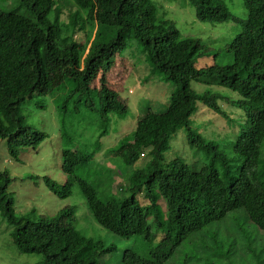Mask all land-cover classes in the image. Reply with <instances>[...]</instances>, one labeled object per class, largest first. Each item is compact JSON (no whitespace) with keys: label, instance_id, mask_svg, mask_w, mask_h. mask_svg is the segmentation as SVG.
Here are the masks:
<instances>
[{"label":"trees","instance_id":"trees-1","mask_svg":"<svg viewBox=\"0 0 264 264\" xmlns=\"http://www.w3.org/2000/svg\"><path fill=\"white\" fill-rule=\"evenodd\" d=\"M72 1L77 9L70 13L67 22L62 21L57 10L59 0H19L12 10L0 9V140H6L11 157L17 160L22 150H36L47 140V132L27 124L23 105L40 95L45 81L53 79L64 67H69L67 80L71 88L61 109V130L69 144L72 139L65 125L70 106L76 112L82 107L94 112L106 126L111 115L128 114L129 105L112 89L108 74L117 53L126 50L128 37L132 35L147 53L153 67L151 77H165L174 82L175 89L166 109L148 110L138 118L131 139L112 148L109 155L122 157L125 167H133L141 158L149 160L128 177L122 173L124 181H120L118 188L127 194L125 198L103 199L98 193L102 184L81 176V170L91 167L95 155L80 150L62 153L66 183L60 185L44 176L45 185L61 199L72 196L77 188L95 221L123 239L144 236L152 242L150 223L168 232L172 250L167 251L164 260L161 255L150 257L127 249L124 264H165L172 255L180 258L186 248L185 240L189 238L193 246L195 242L190 240L193 234L222 222L238 210L264 233V0H243L246 18L234 15L228 0H189L200 22L232 21L240 26V32L225 46L226 52L233 53L234 63L204 68L196 67L194 60L208 53L207 46L200 38L183 37L176 23L159 13L153 0ZM79 33L81 36L77 37ZM97 80L99 86L95 88ZM194 80L222 85L241 95L234 101L245 114V123L233 145L243 159L237 176L226 173L224 180H219L217 165L228 168L229 159L218 145L205 140L192 128L191 117L199 102L226 116L219 106V101L225 98L216 93L198 94L192 88ZM36 108L46 111V100ZM182 128L187 131L189 145L207 156L213 154L202 175L211 184L209 188L199 183L195 175L200 172L190 169L186 161H166L172 136ZM107 133V129L103 130L101 137ZM186 168L192 174L181 177ZM114 176L119 175L116 172ZM13 180L9 170H0V212L13 227L12 237L19 250L42 254L44 258L38 264H97L98 258L108 250L102 239L76 230L81 218L75 206L62 208L54 217L41 216L36 222L45 227L66 222L70 231L77 232L72 245L56 249L49 241L36 244L29 235L34 212L20 216L15 211L9 190ZM110 181L113 185L112 178ZM161 200L166 209L164 215L160 210ZM236 248L230 246L224 255L208 254L205 243L201 246L204 264H214L211 257L217 262L233 264L235 260L225 253L233 255ZM191 260V257L178 259L177 264H190ZM256 264L264 261L258 257Z\"/></svg>","mask_w":264,"mask_h":264},{"label":"rangeland","instance_id":"rangeland-1","mask_svg":"<svg viewBox=\"0 0 264 264\" xmlns=\"http://www.w3.org/2000/svg\"><path fill=\"white\" fill-rule=\"evenodd\" d=\"M153 1L162 16L176 23L183 37L200 38L207 46L209 54L197 56L194 60L196 67L204 68L215 64L228 66L234 63L233 53L226 52L225 46L240 32V26L237 23L232 21L226 23L200 22L189 0ZM227 3L234 15L246 18L247 10L244 8L243 0H228ZM18 5L19 0H0V9L5 11L12 10ZM75 9L77 8L72 0H59L57 10L61 13L63 22L68 21L70 13ZM79 36H81L80 33L77 37ZM152 69L142 43L134 36H129L126 50L117 53L114 67L108 74L112 89L116 90L128 103V114L126 116L111 115L110 124L106 126L94 112L83 107L76 112L74 107L70 106L65 127L72 139V144L66 141L61 130V109L68 89L71 88L67 80L68 66L56 72L53 79L49 78L45 81L39 92L41 96L36 95L24 103L22 113L27 124L47 132L48 138L36 150L34 148L22 150L17 160L11 157L6 140H0V170H9L14 177L9 190L17 214L23 216L34 212L30 218L32 225L29 235H32L31 238L33 237L36 244L49 241L56 249L62 245H72L77 232L70 231L66 222L49 227L41 226L36 222L41 216L54 217L62 208L75 206L77 215L81 218L80 220L77 217L79 223L76 230L82 235L102 239L108 250L98 258L97 264H124L123 255L127 249L150 257L160 258L161 255L162 260L167 257V251L172 250V240L169 239L168 232L158 230L153 223H150L151 232L154 235L152 242L147 241L144 236L123 239L95 221L77 188L74 189L72 196L61 199L47 188L42 179L48 176L60 185H64L68 178L62 171V153L64 150H80L95 155L91 167L81 170V176L90 182L102 184L98 188V193L103 199L113 196L125 198L127 194H122L118 188V185L124 181L122 173L124 177H128L134 170L143 167L149 158H141L133 167H125L122 157L110 156L109 152L123 141L131 139L138 118L148 110L163 112L169 105L175 89L174 82L168 81L165 77L159 75L151 77ZM98 86L99 81L97 80L93 87ZM192 88L198 94L216 93L225 98L219 101V106L226 116L202 106L199 102L197 111L191 117L192 128L205 140L218 145L220 152L229 159L228 168L217 165L219 180H224L226 173L230 176H237L243 159L235 152L233 145L241 130L240 127L245 123V114L236 107L234 101L240 99L241 95L225 86L204 81H192ZM43 99L46 100V111L36 108ZM105 129L108 133L101 137V132ZM170 145V150L165 154L166 161L170 162L175 159L186 161L185 163L191 166L190 169L200 172L195 175L199 183L204 188H209L211 184L202 175L204 168L211 163L213 154L207 156L206 152H199L196 147L189 145L187 131L183 128L172 136ZM190 169H183L181 177L192 174ZM116 172L119 176L115 177ZM39 176L40 180L37 179ZM110 178L113 180V185ZM142 203L145 202L142 201ZM160 210L164 215L166 209L163 200L160 201ZM239 213L240 210L231 213L222 222L212 224L193 234L190 240L195 244L192 246L188 238L183 242L186 248L180 258L172 255L165 264H177L178 259L187 257L192 258L190 264H204L206 259L202 254L201 246L205 243L208 254L219 252L224 255L230 246H237L235 254L225 253L229 255L230 260H235L233 264H256L258 257L264 261V233ZM12 231L13 227L7 223L0 212V264L40 263L44 256L21 252L14 243ZM204 234L207 236L203 237ZM210 259L214 264H224L217 262L214 257ZM225 262V264H230L228 261Z\"/></svg>","mask_w":264,"mask_h":264}]
</instances>
